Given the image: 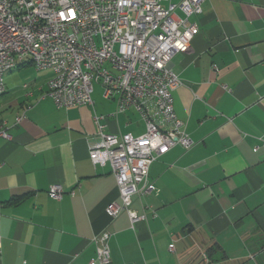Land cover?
<instances>
[{
	"label": "crops",
	"instance_id": "0c3cea01",
	"mask_svg": "<svg viewBox=\"0 0 264 264\" xmlns=\"http://www.w3.org/2000/svg\"><path fill=\"white\" fill-rule=\"evenodd\" d=\"M202 10L190 51L172 61L176 115L194 145L151 165L155 190L133 198L145 216L133 227L127 212L108 217L116 180L90 151L102 142L95 113L107 133L134 136L145 132L139 114L111 116L117 103L103 90L94 106L58 108L40 99L51 71L32 63L5 78L0 129L12 139L0 136V264H90L104 230L111 264H264V0H206ZM55 184L61 201L49 197Z\"/></svg>",
	"mask_w": 264,
	"mask_h": 264
},
{
	"label": "built area",
	"instance_id": "2783aa9c",
	"mask_svg": "<svg viewBox=\"0 0 264 264\" xmlns=\"http://www.w3.org/2000/svg\"><path fill=\"white\" fill-rule=\"evenodd\" d=\"M205 1L0 0V74L13 60L34 56L37 71L52 73L50 93L40 99H51L58 108L94 106L98 82L103 98L117 103L111 116L135 110L145 123L140 136L113 135L94 114L102 142L91 149V160L95 166L110 165L120 197L106 208L111 221L122 212L132 227L144 219L131 207L135 196L155 190L151 165L176 146L194 145L176 115L174 93L182 82L172 61L190 51L199 33L191 18L202 13ZM5 92L0 81V97ZM0 136L12 139L5 128ZM65 193L60 184L48 190L56 201ZM111 237L104 230L92 239L96 257L90 264H111ZM169 249L173 252L174 245Z\"/></svg>",
	"mask_w": 264,
	"mask_h": 264
},
{
	"label": "bare ground",
	"instance_id": "6f19581e",
	"mask_svg": "<svg viewBox=\"0 0 264 264\" xmlns=\"http://www.w3.org/2000/svg\"><path fill=\"white\" fill-rule=\"evenodd\" d=\"M23 63H32L33 65H36V58L34 56H24L23 58H17L11 62V67L2 69V72L0 74V81L5 82V77L8 73L14 71L19 65ZM48 89L44 94L50 93V86L48 84Z\"/></svg>",
	"mask_w": 264,
	"mask_h": 264
},
{
	"label": "rangeland",
	"instance_id": "374dc122",
	"mask_svg": "<svg viewBox=\"0 0 264 264\" xmlns=\"http://www.w3.org/2000/svg\"><path fill=\"white\" fill-rule=\"evenodd\" d=\"M28 68L29 67H27L25 69H28ZM19 75H20V72H18V71H15V72L12 71V72L8 73L5 78H7L9 80L10 78L17 77ZM28 75L31 76V78H33V79L39 77V75H37V73H35L34 70L31 71V73H29ZM17 82H20L19 84H22L24 82V80L23 81L17 80L16 83ZM94 88H95L94 97H96L97 95H99L100 93H102V90L103 89H102V86L100 85V83L94 82Z\"/></svg>",
	"mask_w": 264,
	"mask_h": 264
},
{
	"label": "trees",
	"instance_id": "16d2710c",
	"mask_svg": "<svg viewBox=\"0 0 264 264\" xmlns=\"http://www.w3.org/2000/svg\"><path fill=\"white\" fill-rule=\"evenodd\" d=\"M22 197H18V198H15V199H12L8 202V204H17L21 201Z\"/></svg>",
	"mask_w": 264,
	"mask_h": 264
}]
</instances>
